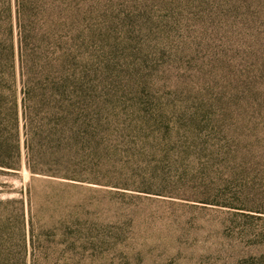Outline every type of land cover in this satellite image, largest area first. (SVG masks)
Wrapping results in <instances>:
<instances>
[{"label": "rangeland", "instance_id": "1", "mask_svg": "<svg viewBox=\"0 0 264 264\" xmlns=\"http://www.w3.org/2000/svg\"><path fill=\"white\" fill-rule=\"evenodd\" d=\"M23 23L26 78L62 59L94 148L82 181L25 168L14 0H0L19 147L18 170L0 167V264H264V0H48Z\"/></svg>", "mask_w": 264, "mask_h": 264}, {"label": "trees", "instance_id": "2", "mask_svg": "<svg viewBox=\"0 0 264 264\" xmlns=\"http://www.w3.org/2000/svg\"><path fill=\"white\" fill-rule=\"evenodd\" d=\"M47 5L48 0H14L24 164L31 175L82 181L83 178L77 174L75 168L77 155L81 151L91 150L94 147L88 128V112L80 94L79 84L62 72V59L58 66L61 71L59 70L56 76L50 77L49 71H45L46 68L42 65L41 71L37 72L39 75L36 78L37 82L31 83L30 79L26 78L29 72L26 71V35L23 21L25 15L32 10H38L42 14L44 10L46 11ZM4 12L11 31L9 4H6ZM11 37L6 45L4 61V66L8 69L6 76L10 85L8 87L5 85L4 88L0 86V101L7 98L10 100L6 115L10 117L11 132L8 144L0 135V167L18 170V118L13 93L15 73ZM44 71L45 74H43ZM32 98L35 100L32 101ZM5 156L12 159L7 160ZM23 245L21 242L22 249ZM42 260L35 258L32 254L29 264H73L72 258L66 257H58L53 262L48 259ZM19 264H26L24 254Z\"/></svg>", "mask_w": 264, "mask_h": 264}]
</instances>
